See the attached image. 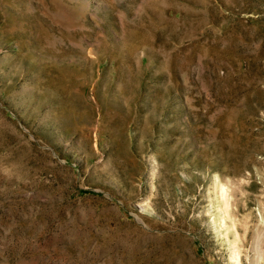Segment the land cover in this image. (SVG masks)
Listing matches in <instances>:
<instances>
[{
  "label": "rangeland",
  "instance_id": "obj_1",
  "mask_svg": "<svg viewBox=\"0 0 264 264\" xmlns=\"http://www.w3.org/2000/svg\"><path fill=\"white\" fill-rule=\"evenodd\" d=\"M0 264H264V0H0Z\"/></svg>",
  "mask_w": 264,
  "mask_h": 264
}]
</instances>
